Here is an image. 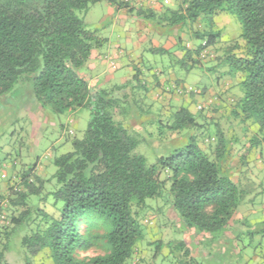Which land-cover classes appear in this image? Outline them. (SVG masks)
Wrapping results in <instances>:
<instances>
[{
  "label": "trees",
  "instance_id": "1",
  "mask_svg": "<svg viewBox=\"0 0 264 264\" xmlns=\"http://www.w3.org/2000/svg\"><path fill=\"white\" fill-rule=\"evenodd\" d=\"M143 1L0 0V99L24 82L55 114L90 111L72 150L52 160L51 176L36 165L10 168L0 193V264H11L17 236L23 264H264L260 212L235 221L264 199V0H160L159 11ZM101 2L176 29L180 57L150 51L184 73L227 67L214 84L228 89L206 96L208 88L176 81L152 100L157 85L138 68L125 83L91 87L83 69L107 41L78 12ZM224 17L240 26L225 45ZM156 124L174 147L148 162L137 148ZM153 204L184 226L181 239L166 241L161 229L146 240Z\"/></svg>",
  "mask_w": 264,
  "mask_h": 264
},
{
  "label": "rangeland",
  "instance_id": "2",
  "mask_svg": "<svg viewBox=\"0 0 264 264\" xmlns=\"http://www.w3.org/2000/svg\"><path fill=\"white\" fill-rule=\"evenodd\" d=\"M78 16L88 25L99 26L98 34L100 37H107L111 34V41H120L117 33L112 36V29L108 26L114 16L108 13L105 3L90 6L86 11L78 12ZM220 23V27L223 29L227 27L221 34V42L224 45L238 38L240 26L236 20L232 21L233 24H231L224 17ZM107 59L109 60V57ZM146 59L158 61L163 58L157 56L156 59V57L145 53L140 61L145 62ZM166 59L170 60L169 58ZM110 61L113 60L110 59ZM111 68L116 69L112 63ZM224 69L227 67L222 66L214 72H207V75L202 69H194L189 73L178 70V78L187 85L198 88L206 87L210 91L211 86L215 85V77L219 76ZM120 74L115 75L116 80L113 83L120 84ZM104 78H106L104 75L98 77L101 82L106 80ZM89 118L90 111L86 108L65 111L61 114H55L48 108H43L34 100L31 85L28 87L26 83L18 82L6 97L0 99V193H4L6 189L4 182L12 174L11 167L19 169L23 164L36 165L40 174H44L46 169L48 176H51L55 171L52 160L72 150L71 141L81 138ZM157 127L159 126L156 124L154 133L145 132L144 141L137 148L140 154L146 156L148 162L154 159L158 150L162 148L166 150L167 147L171 150L174 147L171 142H169L171 144L169 146L161 142L160 138L165 132L158 130ZM262 158L264 160V150ZM4 176L6 178L2 179ZM152 206L153 209L149 213V220L152 221V224L147 223L149 231L146 234V240L160 237L161 229L165 234L166 239L163 238L164 240H170V234L175 239H181L185 233L184 226L177 224L173 213L169 211L166 214L162 213L163 211L159 213L158 208L154 204ZM165 219H168L171 225ZM19 238L20 236H17L14 246L6 255L11 264H23L22 256L18 250ZM143 253L145 256L147 255L145 251Z\"/></svg>",
  "mask_w": 264,
  "mask_h": 264
},
{
  "label": "crops",
  "instance_id": "3",
  "mask_svg": "<svg viewBox=\"0 0 264 264\" xmlns=\"http://www.w3.org/2000/svg\"><path fill=\"white\" fill-rule=\"evenodd\" d=\"M159 1L160 0H146L142 2V6L144 9L159 11ZM101 3H105L107 5L108 13L114 16L108 26L112 29V36L117 33L121 42L111 41V34L107 37H101L106 39L107 42L102 48L92 52L88 64L83 69V75L91 87L107 88L116 84L113 83V81L116 80L115 75L117 73H121V82L119 83L122 84L132 78L135 68L141 69L146 76L147 83L151 84L152 81H155L153 84L157 85L156 90L151 91L149 95L152 100H155L156 96L161 93V90L166 88L164 86L165 84L169 83L171 85L176 81H180V78H178V71L170 68L172 61L166 59L168 58L167 55L153 54L150 49L163 48L164 50L172 53L173 56L180 57L181 53L176 49V38L178 36H182L183 38V35L178 33L176 29H160L149 21L130 14L126 9H118L107 2ZM88 27L97 30L100 29L99 26L94 25H88ZM145 53L156 57V59L157 56H160L163 59H159L158 61H150L148 59H146L145 62L140 61ZM107 57H109V60ZM110 59L113 61H110ZM111 63L115 64L116 69L111 68ZM157 71V75L152 77V73ZM99 75H104L106 77L104 79L106 80L101 82L98 79ZM223 82L212 86L206 96H212L217 91L225 92L228 89V86L226 85L229 84V82H227L226 85ZM166 98L163 97L164 100ZM171 101L177 104L181 103L185 106L190 105V110H195L193 104H191L187 98L173 97ZM172 138L176 137L173 135ZM250 155L252 162L257 155H255V153H251ZM256 166L259 170L263 168V166H261L258 162ZM36 169L38 171L39 168L37 167ZM258 211L260 212L259 216L264 218V199L262 208H253L252 206L250 209L248 208L245 211L239 212L235 217V221L241 222V220H244L245 218L251 219L250 216Z\"/></svg>",
  "mask_w": 264,
  "mask_h": 264
},
{
  "label": "built area",
  "instance_id": "4",
  "mask_svg": "<svg viewBox=\"0 0 264 264\" xmlns=\"http://www.w3.org/2000/svg\"><path fill=\"white\" fill-rule=\"evenodd\" d=\"M125 3L131 4V0H122ZM142 0H135V2L140 3ZM164 3H168V0H163ZM113 64V63H112ZM1 219H3V217H1Z\"/></svg>",
  "mask_w": 264,
  "mask_h": 264
}]
</instances>
